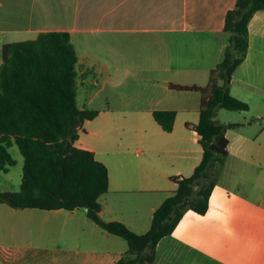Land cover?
Listing matches in <instances>:
<instances>
[{"label":"crops","instance_id":"0c3cea01","mask_svg":"<svg viewBox=\"0 0 264 264\" xmlns=\"http://www.w3.org/2000/svg\"><path fill=\"white\" fill-rule=\"evenodd\" d=\"M238 0H0L2 47L65 32L78 55L80 110L98 111L76 146L109 170L100 217L146 234L155 211L193 175L203 150L194 126L203 93L228 44L225 19ZM196 88V89H195ZM230 93L248 112L219 110L228 156L213 173L209 210L185 213L160 241L154 264H264V12L249 24V50ZM156 111L176 113L165 132ZM228 112V113H226ZM10 171V170H9ZM0 264H116L127 242L74 211L0 203ZM2 245H0V248ZM9 247V246H8Z\"/></svg>","mask_w":264,"mask_h":264},{"label":"trees","instance_id":"16d2710c","mask_svg":"<svg viewBox=\"0 0 264 264\" xmlns=\"http://www.w3.org/2000/svg\"><path fill=\"white\" fill-rule=\"evenodd\" d=\"M264 0H238L225 19L228 44L222 62L211 72L203 93L200 121L194 126L203 150L190 177L172 180L177 190L155 211L143 235L117 221L100 217L99 199L109 192L108 167L93 152L76 146L79 130L98 111L78 107V55L65 32L40 34L35 40L2 47L0 66V171L16 161L9 149L17 145L24 159L20 191L0 192V203L14 209L44 211L87 209L88 218L108 233L124 239L127 253L116 264H154L160 241L174 234L185 213L205 215L215 189L214 167L228 156L227 132L237 127L220 123L219 110L248 112L250 106L230 93L232 78L246 60L249 24ZM155 121L171 133L176 113L156 111Z\"/></svg>","mask_w":264,"mask_h":264},{"label":"rangeland","instance_id":"374dc122","mask_svg":"<svg viewBox=\"0 0 264 264\" xmlns=\"http://www.w3.org/2000/svg\"><path fill=\"white\" fill-rule=\"evenodd\" d=\"M228 113V112H226ZM9 152L13 159L16 161V165L14 167H11L8 173H4L0 171V192H10V193H17L20 191V185L22 182V176H23V166H24V159L19 151V148L17 145H14L9 149ZM0 245L2 247L0 248V252L4 250H11L12 245L9 243H6L3 240H0ZM9 246V247H8ZM12 251V250H11ZM3 259L8 260L10 257L9 255L6 256V254H1Z\"/></svg>","mask_w":264,"mask_h":264}]
</instances>
